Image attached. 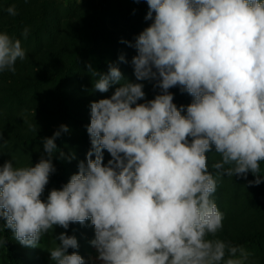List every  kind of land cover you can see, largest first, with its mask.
<instances>
[{
	"label": "clouds",
	"instance_id": "obj_1",
	"mask_svg": "<svg viewBox=\"0 0 264 264\" xmlns=\"http://www.w3.org/2000/svg\"><path fill=\"white\" fill-rule=\"evenodd\" d=\"M147 4L145 19L152 23L127 43L137 50L131 61L136 80L154 79L160 93L138 103L144 84L125 80L110 98L93 101L86 160L46 201L40 197L56 170L52 158L61 131L44 138L47 158L34 166L6 161L0 218L15 239L32 247L54 225L67 229L90 218L102 264H249L247 249L217 237L224 215L212 197L219 176L251 172L256 179L249 184L264 182V0ZM7 12L16 15L15 5ZM29 32L25 26V39ZM26 56L19 38L0 31V72H15ZM88 68L100 92L122 79L117 66L108 73ZM177 85L193 97L189 105L174 103L169 89ZM213 146L221 156L212 164L215 175L206 155ZM105 149L111 156L106 164ZM58 239L49 249L54 264H86L78 252L68 253L79 247L75 235L62 232Z\"/></svg>",
	"mask_w": 264,
	"mask_h": 264
},
{
	"label": "trees",
	"instance_id": "obj_2",
	"mask_svg": "<svg viewBox=\"0 0 264 264\" xmlns=\"http://www.w3.org/2000/svg\"><path fill=\"white\" fill-rule=\"evenodd\" d=\"M11 5L16 7L14 16L7 12ZM148 10L147 0H0V31L19 38L27 53L25 59L17 60L15 72H0V166L10 160L16 167L34 166L42 156L47 158L44 138L60 130L52 158L56 170L50 173L41 194L43 201L51 190L68 183L79 171V161L86 160L92 147L87 126L93 101L110 98L125 80L144 84L146 95L138 103L160 93L154 79L136 80L131 61L137 50L127 43H134L152 23L145 19ZM25 26L30 28L26 39L22 35ZM121 55L125 60L119 59ZM89 64L101 73H108L110 65L117 66L122 79L107 92L95 90L96 77ZM169 91L178 108L193 100L179 85ZM182 114H186V107ZM61 125H67L68 131ZM4 140H8L6 145ZM73 154L75 158L69 159ZM206 155L209 171L215 175L212 164L221 156L214 146ZM109 159L105 149L103 162ZM260 176L264 179V161ZM255 179L251 172L246 178L219 176L212 198L224 215L217 237L247 249L251 253L249 264H264V182L248 183ZM5 224L0 218V264H54L49 249L60 243L62 232L75 235L78 241L79 247L69 248V254L78 252L86 264H97L91 258L96 248L91 243L95 228L90 218L83 223L71 222L67 229L54 225L35 247L22 245Z\"/></svg>",
	"mask_w": 264,
	"mask_h": 264
},
{
	"label": "rangeland",
	"instance_id": "obj_3",
	"mask_svg": "<svg viewBox=\"0 0 264 264\" xmlns=\"http://www.w3.org/2000/svg\"><path fill=\"white\" fill-rule=\"evenodd\" d=\"M96 248V247H95ZM98 251L96 249V252L94 254L91 255V258L94 260V263L95 261L97 262V264H102V261H100L98 258Z\"/></svg>",
	"mask_w": 264,
	"mask_h": 264
}]
</instances>
